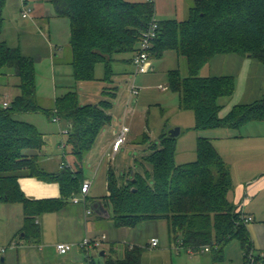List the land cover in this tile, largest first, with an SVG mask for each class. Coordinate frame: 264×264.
I'll list each match as a JSON object with an SVG mask.
<instances>
[{
  "label": "trees",
  "instance_id": "1",
  "mask_svg": "<svg viewBox=\"0 0 264 264\" xmlns=\"http://www.w3.org/2000/svg\"><path fill=\"white\" fill-rule=\"evenodd\" d=\"M6 1L0 0V33ZM48 1L56 17L69 21V64L75 82L92 80L99 63L104 65V80L109 78L115 57L137 51L140 36L154 15L153 1ZM168 51L187 62L188 76L181 78L178 70H172L168 72V82L169 89L178 95L179 108L193 112L196 131L223 127L239 130L251 122H264V99L236 105L219 117V99L232 96L234 78L199 75L217 55L246 56L264 65V0H193L187 20L158 21L150 59L161 58ZM4 68L11 69L18 79L19 93L6 108L0 106V204L22 205L24 227L20 238L38 243L42 229L36 217L61 211L79 193L84 180L83 159L103 125L110 121L107 112L111 103L81 106L76 93L67 90L55 96L51 109H45L36 99L33 59L22 56L19 48L1 42L0 72ZM37 113L52 118L54 123L62 120L67 124L63 144L66 155L73 158V170L64 161L57 172H46L41 166L44 136L34 125L20 119L22 115ZM167 132L166 129L158 143L149 146V154L144 157L149 171L130 173L120 183L112 168L107 169V195L102 204L114 225L134 227L147 220H164L173 240H180L179 249L192 254L204 252V248L222 253L227 243L237 240L242 264H264V252L253 253L242 214L228 199L233 189L229 169L212 143L199 137L195 161L177 165L176 139ZM29 177L57 184L59 197L29 200L18 184V179ZM143 259L141 248L125 247L120 257L111 249L104 264H143Z\"/></svg>",
  "mask_w": 264,
  "mask_h": 264
},
{
  "label": "rangeland",
  "instance_id": "2",
  "mask_svg": "<svg viewBox=\"0 0 264 264\" xmlns=\"http://www.w3.org/2000/svg\"><path fill=\"white\" fill-rule=\"evenodd\" d=\"M154 3L158 21H185L193 0H155ZM22 11L28 12L26 18L21 16ZM3 19L0 43L5 42L11 48H19L22 56L33 59L36 99L42 108L51 109L55 95L60 96L67 90L76 93L77 102L81 106L96 105L100 101L111 103L107 112L110 121L103 125L82 162L83 179L90 182L87 200L84 203L83 197L78 193L67 201L61 212L37 216V221L42 219L44 242L48 239L69 243L73 246L72 256L81 262L83 256L78 254V247L82 238L87 236L88 239L95 240L105 235L106 240L101 247L92 250L94 264H104L111 249L121 256L125 247L141 248L143 264H152L156 260L157 264L159 260L162 264H242V250L237 240L227 243L222 253L219 249H209L207 252L192 254L178 248L180 240H173L167 221L147 220L134 227H117L102 204L107 195V169L112 168L120 183L130 177V173L144 174L149 171L150 165L144 161V157L149 154L150 144L158 143L160 135L168 128L179 129V135L175 138V164L195 161L200 131L194 129L193 112L179 108L178 95L169 89L168 82V72L172 70H178L181 78L188 76L185 58L168 51L161 58H151L149 70L145 74H134V67L122 61L130 60L132 54H120L111 63V74L106 80L104 65L99 63L95 66L92 80L75 82L69 64L70 24L67 18L55 16L49 1L7 0ZM199 75L234 78L232 96L219 99L221 116L236 105L264 99V65L255 59L236 54L217 55L203 66ZM17 84L18 79L11 69L4 68L0 72V106L19 93ZM132 85L138 91V95L133 97L130 96ZM159 86L167 89L162 91ZM20 119L34 125L45 136L48 141L45 146L47 153L57 155L58 160L63 153V148L58 143L60 135L68 131L67 124L61 120L57 125L52 118L38 113L22 115ZM122 126L127 127L128 132L125 133L120 151L113 153L112 142ZM218 130L238 135L236 140L220 139L219 145L215 147L223 157L232 186L235 187L246 181L253 166H264V162L259 159L264 152V122H251L239 130L227 127ZM246 142L253 144L255 151L248 148ZM64 155L67 156V161L64 160L66 166L73 170V158L66 153ZM43 165L41 164L46 172H53V164ZM73 198L79 201L77 205L72 203ZM94 204L99 205L97 209H93ZM250 207L257 209L258 213H264V190L251 199ZM85 208L90 211L87 222ZM256 219L258 222V218ZM23 227L24 215L20 203L0 204V246L6 248L0 255V259L4 257L5 261L0 264H41L44 253L38 251V244L20 238ZM152 238L157 239V247H150ZM56 244L58 242L54 243ZM102 250L106 257L100 256ZM253 253L257 254L255 249Z\"/></svg>",
  "mask_w": 264,
  "mask_h": 264
},
{
  "label": "crops",
  "instance_id": "3",
  "mask_svg": "<svg viewBox=\"0 0 264 264\" xmlns=\"http://www.w3.org/2000/svg\"><path fill=\"white\" fill-rule=\"evenodd\" d=\"M154 1L155 0H153V2ZM23 2L25 3V1H23ZM24 3H23V5H24ZM154 11L156 13L155 3H154ZM125 60L126 59H124L122 61H125ZM129 64H131V62H129ZM54 91L56 94V87H55ZM6 102H9V101H6ZM226 114L221 116L219 113V117H224ZM56 124L58 125L59 123H56ZM58 129H60V128H58ZM199 137L205 138V139L209 140L211 143L214 142V143H212V145L214 144L213 146L215 148L217 145H219L220 139H225V140L235 139L238 137V135L221 133V132H219L218 129H214V130L200 131ZM64 138H65V135L62 136V134H61L58 146L63 148V151H62L63 153L60 154L61 156H59L60 158L58 160H56L57 155H53L52 152H51L52 155L48 154L46 151V148L44 150V156L40 159V164H44L43 166H49L48 163L53 164L55 166L54 167L55 169L54 168L52 169L53 172L59 171V166L61 164H63L62 162L64 160L67 161V156L64 155L65 154V149H64L65 147H64V145H62L64 143ZM44 140H45V143L47 146L48 141H46L45 136H44ZM114 140H113V142H114ZM246 143L248 144V142H246ZM247 144H245V148H247ZM249 147L255 151V149H254L255 147L253 144L249 143L248 148ZM119 151H120V148L116 153H118ZM246 153H248V150ZM246 153H245L246 156L252 157V156L247 155ZM69 157L71 158V156H69ZM61 159H63V160H61ZM222 159H223V157H222ZM259 159L261 160L260 162H264V152H263V155L261 154V157H259ZM251 171H249L250 173L247 174V176L245 175L246 181H244V183L238 184L235 187H233V190L228 195V199L230 202L233 203V205L236 206V211L240 212L244 216H249L252 218V222L246 224V229H247V232L249 234L253 249H255L257 254H258V253L264 252V213L263 214L258 213V210L255 209L254 207H250V205H251V199H253V197L254 198L257 197L264 190V166L263 167L260 165L253 166ZM18 184H19L21 191L24 193L26 198H28L29 200L53 199V198L59 197V188H58V185L55 183H44V182L39 181L35 178L29 177V178L18 179ZM89 191H90V189H89ZM88 195H89V193H88ZM88 195H87V197H88ZM75 205H77V204H75ZM84 213H85V211H84ZM258 216H260V217H258ZM256 218H258V222H256V220H257ZM86 222H87V216H86ZM38 223L41 226L42 235H41L40 241L38 243H35V244H38V248H39L38 251H40V252L43 251V253H44V256L41 260V264H86L85 259H84V254L79 247H78V254L80 256H83L81 262L76 260L74 258V256H72L73 255L72 254V251H73L72 245H71L72 249L67 254H65V255L57 254V252L55 250L54 243L55 242L67 243V242L55 241V240L49 241L48 239L45 240V242H44V240H43L44 230L42 227V219L40 221H38ZM85 237H87V236H85ZM85 237H83L82 240ZM152 239H155V238H152ZM81 241H80V243H81ZM67 244H69V243H67ZM0 247H2V246H0ZM47 247H49V248H47ZM45 248H47V250H45ZM102 251L105 254V251L104 250H102ZM148 253L150 254V252H148ZM78 254L76 252V255H78ZM116 256H118L117 253H116ZM155 256L157 257V255H155ZM118 257H120V256H118ZM146 258H148V257H146ZM4 261H5V258L1 257L0 263H3ZM157 262L158 261L156 260V262L155 263L153 262L152 264H157ZM93 264H94V260H93ZM158 264H162L160 262V260H159Z\"/></svg>",
  "mask_w": 264,
  "mask_h": 264
},
{
  "label": "built area",
  "instance_id": "4",
  "mask_svg": "<svg viewBox=\"0 0 264 264\" xmlns=\"http://www.w3.org/2000/svg\"><path fill=\"white\" fill-rule=\"evenodd\" d=\"M145 2H152L153 0H144ZM28 15L27 11H23L22 17L26 18ZM158 30V20L156 19L155 13L151 17L146 29L143 31L142 35L140 36V41L138 45L137 51L132 55L131 58V65L134 67V74H145L149 70V62H150V48L152 41L156 38ZM159 89L162 91H165L167 88L159 86ZM138 95V91L134 88L132 85L130 88V96H136ZM8 106V102H3L2 107L6 108ZM57 122V121H55ZM128 132V128L125 126H122V129L116 135V138L114 142L112 143L111 149L113 153H116L120 146L124 143L125 140V133ZM63 135H66L67 132H63ZM64 145V144H62ZM63 147V146H62ZM64 165L61 164L60 168H62ZM90 189V182L87 180H84L81 184V188L79 191V194L83 197V201L85 203V199L89 193ZM73 204H78L79 201L75 198L72 199ZM85 215H90V211L85 209ZM242 222L246 225L250 222H252V218L249 216L242 215L241 217ZM106 240L105 235H102L100 239H88L85 237L81 243L79 244L80 249L82 250L84 254V259L86 264L93 263V256H92V250L101 247L102 243ZM158 244L157 239H152L150 242V247H156ZM72 249V246L70 244L65 243H58L55 245V250L57 254L59 255H65ZM6 248L0 247V254L4 253ZM204 252L208 251V248L203 249ZM188 252V251H187ZM190 253V252H189Z\"/></svg>",
  "mask_w": 264,
  "mask_h": 264
},
{
  "label": "water",
  "instance_id": "5",
  "mask_svg": "<svg viewBox=\"0 0 264 264\" xmlns=\"http://www.w3.org/2000/svg\"><path fill=\"white\" fill-rule=\"evenodd\" d=\"M167 133H168V135L171 137V138H176L178 135H179V129L178 128H176V129H167ZM98 204H94L93 205V209H97L98 208ZM104 255V252L103 251H101L100 252V256H103ZM2 261V260H1Z\"/></svg>",
  "mask_w": 264,
  "mask_h": 264
}]
</instances>
